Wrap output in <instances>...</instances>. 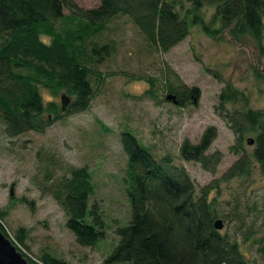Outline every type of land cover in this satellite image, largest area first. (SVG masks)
<instances>
[{
    "label": "rangeland",
    "instance_id": "obj_1",
    "mask_svg": "<svg viewBox=\"0 0 264 264\" xmlns=\"http://www.w3.org/2000/svg\"><path fill=\"white\" fill-rule=\"evenodd\" d=\"M73 1L82 8L99 2ZM206 11L208 21L213 9ZM262 22L261 48L249 37L235 39L224 31L212 38L191 25L183 40L161 51L146 41L128 17L112 18L95 39L112 40L113 51L96 66L104 81L86 110L59 119L47 115L50 125L43 132L26 131L11 137L0 120V213H4L0 222L5 231L14 237L24 227L23 245L34 257L48 253L66 264H105L118 240L116 228L130 216L123 180L126 154L119 142L120 131L127 129L157 159L168 155L172 163L183 166L197 194L202 186L210 185L208 198L218 213H244L241 230L238 222L220 215L221 231L234 233L247 260L264 264L258 252L264 243V170L251 161L246 175L223 177L241 154L251 158L254 142L247 144L246 140L255 137L244 132L240 147L226 115L259 110L264 125V16ZM41 39L49 41L47 36ZM141 77L151 78L153 86ZM182 84L197 87L198 97H185L184 106L165 99L172 93L169 86L181 89ZM226 87L240 92L241 100L221 106L219 95ZM61 94L42 90L44 101L60 103ZM208 126L215 127L216 136L206 153L221 155L214 172L184 160L179 153L183 139L196 143ZM81 166L89 170L94 186L88 206L97 203L104 224V236L91 246L76 242L54 196L61 177L68 176L71 167Z\"/></svg>",
    "mask_w": 264,
    "mask_h": 264
},
{
    "label": "trees",
    "instance_id": "obj_2",
    "mask_svg": "<svg viewBox=\"0 0 264 264\" xmlns=\"http://www.w3.org/2000/svg\"><path fill=\"white\" fill-rule=\"evenodd\" d=\"M210 7L213 12L206 21L205 10ZM116 16L128 17L146 41L161 51L183 40L191 25L212 38L228 31L232 38L249 37L262 47L264 0H99L90 8L79 7L73 0H0V120L7 136L43 132L50 125L47 115L59 119L88 108L104 81L96 66L113 51L112 40L95 39ZM144 80L153 86L151 78ZM181 87L169 86L175 105L184 106L185 97H198L197 87ZM42 90L69 96L66 110L61 112L60 103L44 101ZM151 91L150 87L145 94ZM239 95L226 87L219 103L239 101ZM261 116V111L252 109L226 115L240 147L244 132L255 137L251 158L241 154L224 178L246 175L251 161L264 170ZM119 134L126 154L123 180L130 216L116 228L118 240L105 264H255L244 257L234 233L214 227L221 215L238 222L241 230L244 213H218L208 198L210 185L202 186L197 194L183 166L172 163L168 155L157 159L129 130ZM215 136V127L208 126L196 143L183 139L180 156L214 172L221 155L206 152ZM93 193L89 170L81 166L71 167L69 175L61 177L54 194L67 215L66 227L83 246L94 245L104 236L99 206L96 202L88 206ZM0 230L8 236L1 222ZM25 234V228L19 227L12 237L32 255L25 247ZM258 252L264 256V243ZM36 258L43 264H66L48 253Z\"/></svg>",
    "mask_w": 264,
    "mask_h": 264
},
{
    "label": "water",
    "instance_id": "obj_3",
    "mask_svg": "<svg viewBox=\"0 0 264 264\" xmlns=\"http://www.w3.org/2000/svg\"><path fill=\"white\" fill-rule=\"evenodd\" d=\"M165 99H171L175 102V95L167 94ZM70 102V97L65 93L60 95V109L61 112L65 111ZM248 144L253 143V138L247 139ZM223 226L221 219L214 221V227L221 229ZM0 264H29L25 257L16 249V246L11 242L8 236L0 230Z\"/></svg>",
    "mask_w": 264,
    "mask_h": 264
},
{
    "label": "built area",
    "instance_id": "obj_4",
    "mask_svg": "<svg viewBox=\"0 0 264 264\" xmlns=\"http://www.w3.org/2000/svg\"><path fill=\"white\" fill-rule=\"evenodd\" d=\"M9 239L11 242L16 246V249L28 260H31L34 262V264H43L39 259L28 253L15 239L8 234Z\"/></svg>",
    "mask_w": 264,
    "mask_h": 264
}]
</instances>
